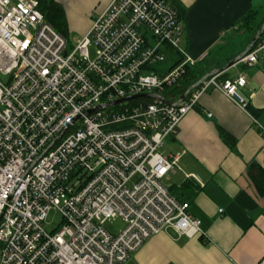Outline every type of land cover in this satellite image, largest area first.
Here are the masks:
<instances>
[{
    "label": "built area",
    "instance_id": "2783aa9c",
    "mask_svg": "<svg viewBox=\"0 0 264 264\" xmlns=\"http://www.w3.org/2000/svg\"><path fill=\"white\" fill-rule=\"evenodd\" d=\"M183 35L168 0H112L71 50L39 0H0V264H127L168 229L206 238L165 184L184 171L181 154L164 149L207 91L246 108L247 80L216 73L185 100L173 97L168 90L205 58L181 50ZM171 52L178 63L157 68ZM263 57L264 40L238 63ZM146 94L162 98L94 110ZM53 210L62 223L49 233ZM116 219L124 223L117 234L106 228Z\"/></svg>",
    "mask_w": 264,
    "mask_h": 264
},
{
    "label": "crops",
    "instance_id": "0c3cea01",
    "mask_svg": "<svg viewBox=\"0 0 264 264\" xmlns=\"http://www.w3.org/2000/svg\"><path fill=\"white\" fill-rule=\"evenodd\" d=\"M55 1L63 8L69 38L76 43L112 2ZM168 1L184 11L181 50L193 60L205 56L192 68L195 74L222 73V79L244 76L247 84L239 93L256 114L216 90L202 96L182 120L177 136L168 140L164 153L181 154L182 170L194 177L186 179L177 172L165 182L179 176L177 183L166 186L189 203L206 238H187L168 229L146 241L127 264H264V197L249 174L253 164L264 169V57L254 66L235 63L256 35L242 28L241 22L251 11L264 16V0ZM169 59L173 62L163 71L177 64L179 56ZM221 129L236 139L235 148L223 140Z\"/></svg>",
    "mask_w": 264,
    "mask_h": 264
},
{
    "label": "trees",
    "instance_id": "16d2710c",
    "mask_svg": "<svg viewBox=\"0 0 264 264\" xmlns=\"http://www.w3.org/2000/svg\"><path fill=\"white\" fill-rule=\"evenodd\" d=\"M40 8L43 12L47 21L66 39H68V25L65 12L63 8L55 0H39ZM175 9L179 12L181 18L184 14V11L175 6ZM261 17V16H260ZM259 13L257 11H251L245 16L241 22V27L245 29L252 30L254 34H257L260 28L264 24V16L259 18ZM258 20V21H257ZM264 40V32L262 33L259 41L255 44L262 42ZM197 73L194 69H190L187 74L184 76L179 85H177L172 91L171 94L173 97H181L185 94L189 88H191L195 83L201 80L203 77L197 76ZM246 109L251 114H256V111L252 108L250 103L247 102ZM221 136L223 140L230 146V148H235L237 142L236 139L230 134L226 133L221 129ZM250 177L253 183L256 186V189L260 196L264 197V169L257 165H251L249 170Z\"/></svg>",
    "mask_w": 264,
    "mask_h": 264
},
{
    "label": "rangeland",
    "instance_id": "374dc122",
    "mask_svg": "<svg viewBox=\"0 0 264 264\" xmlns=\"http://www.w3.org/2000/svg\"><path fill=\"white\" fill-rule=\"evenodd\" d=\"M67 41H68L69 48L72 50V48L75 46L76 42L72 38H69V37H68ZM90 52H91V56L94 58L95 57L94 48H91ZM174 54H175L174 52H171L170 55L172 56ZM172 62H173L172 59H168L165 63L158 65L157 68H160L161 70L163 68H168ZM173 89H169L168 91L173 90ZM178 180H179V176H174V177H172L171 182H165V184L171 185L172 183H175V182L177 183ZM61 223H62L61 215L57 211L53 210L49 213L48 218L44 223V228L49 233H51L53 231L55 232L61 227ZM106 228L108 230H110L112 233L117 234L120 231H122V229L124 228V223L122 222V220L116 219L114 221L107 222Z\"/></svg>",
    "mask_w": 264,
    "mask_h": 264
},
{
    "label": "water",
    "instance_id": "95a60500",
    "mask_svg": "<svg viewBox=\"0 0 264 264\" xmlns=\"http://www.w3.org/2000/svg\"><path fill=\"white\" fill-rule=\"evenodd\" d=\"M263 32H264V24H263V26L260 28L259 32H258V33L255 35V37L253 38V41H252L250 47L247 49L246 52H244L243 54H241V55L235 60V63H236V62H239V61L241 60V58H242L243 56H245V55L248 53V51H250V50L254 47V45L259 41V39H260V37H261V35H262ZM214 75H216V73H211V74L205 76L204 78H207V77H209V76H214ZM204 78H203V79H204ZM197 85H198V83L195 84V85H193L191 88H189L188 91L180 97V101L185 100V98L188 96V94L191 92V90L194 89ZM138 97H147V98H156V97H158V98H162V96H157V95H153V94L140 95V96H135V97H132V98H128V99H124V100L116 101V102H113V103H111V104H109V105H101V106L96 107V109H94V110H97V109H103V108H105V107H107V106H113V105H116V104H121V103H123V102H125V101L131 100V99H135V98H138ZM144 108H147V104L144 105ZM94 110H93V111H94Z\"/></svg>",
    "mask_w": 264,
    "mask_h": 264
}]
</instances>
